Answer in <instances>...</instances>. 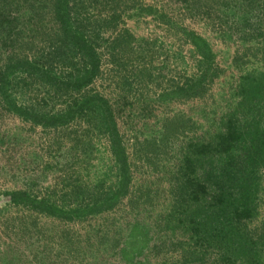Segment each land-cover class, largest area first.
Segmentation results:
<instances>
[{"label":"rangeland","instance_id":"obj_1","mask_svg":"<svg viewBox=\"0 0 264 264\" xmlns=\"http://www.w3.org/2000/svg\"><path fill=\"white\" fill-rule=\"evenodd\" d=\"M73 1L100 74L55 94L25 70L54 60L48 4L0 0V264H264V148L252 162L232 152L247 167L233 178L217 139L264 134V0ZM83 95L107 102L118 152L91 113L44 128L12 108L56 114Z\"/></svg>","mask_w":264,"mask_h":264},{"label":"trees","instance_id":"obj_2","mask_svg":"<svg viewBox=\"0 0 264 264\" xmlns=\"http://www.w3.org/2000/svg\"><path fill=\"white\" fill-rule=\"evenodd\" d=\"M45 1V6L48 4V13H52V20L55 22L56 33H59L60 41L54 42V44H56L53 48L54 60L52 59L53 62L48 64L46 70L41 71V68L38 66L32 67L30 65H26L25 70H32V72L37 73L40 76V79L44 80L46 85L49 86V91L53 89L56 90L55 94L60 92L65 93L67 91L79 92L87 90L97 80L100 74L99 55L97 53L96 45H94L95 42L93 43L92 40H87L82 31L85 26L82 25L81 21L86 22L87 19H81V21L78 19L76 20V16L73 14L74 11L76 12V6L73 0ZM78 15H80V13ZM191 41L195 48L200 51L199 53L202 57L203 66L204 64L207 66L203 72V74L206 75V70L209 71V66L212 61L211 53L207 45L198 37L192 36ZM56 64L61 66L57 71L53 69ZM54 70L56 72H54ZM202 80L204 81V78ZM180 91L183 92V89H176L175 93H168L167 97L169 99L177 98ZM72 104L76 107L75 110L69 109L72 113L68 110L56 114L39 113L40 110L34 108V105L23 107L17 106L13 102L12 108L13 111L25 121H30L32 124L44 128L63 125L68 119L70 121V119L74 118L75 114L82 116L84 113H91L94 117H97L102 133L108 135L110 141H112V144H114L116 148L119 147V134L116 128L115 119L109 110L106 101L102 100L98 95H83L80 100L74 101ZM217 139L222 140L220 141V144L221 146L223 145L224 152L228 155V166H231L232 168L230 171L233 173V178H236V173L239 174V176L244 175L247 167L242 164V167L234 169L232 152L238 154L241 150L243 155L247 158V161L252 162L253 160L260 158L262 154L261 152L264 148V134L252 138L248 143L241 132V128L235 126H232L231 130L228 131L226 135L218 136ZM246 142L248 143L247 145ZM115 147L114 149L118 152L120 148L116 149ZM243 158L244 156L241 155V160ZM254 163L255 162L252 164ZM230 171H227V166H225V168H222V175H229ZM190 190L192 193L198 192L197 187H191ZM201 190L203 189L201 188ZM4 196L14 205L23 204V206H27L28 204H31L41 212L50 213L51 210L55 215L60 213L58 216H63L64 214H62L61 210L57 209V207L49 206L44 201L36 202L24 193L11 192L6 193Z\"/></svg>","mask_w":264,"mask_h":264}]
</instances>
